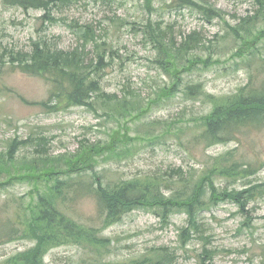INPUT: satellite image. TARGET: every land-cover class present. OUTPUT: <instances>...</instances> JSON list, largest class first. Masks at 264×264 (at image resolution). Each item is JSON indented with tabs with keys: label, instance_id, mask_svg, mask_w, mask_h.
<instances>
[{
	"label": "rangeland",
	"instance_id": "obj_1",
	"mask_svg": "<svg viewBox=\"0 0 264 264\" xmlns=\"http://www.w3.org/2000/svg\"><path fill=\"white\" fill-rule=\"evenodd\" d=\"M193 1L218 10L221 17L208 20L196 8H180L170 0H153L151 9L144 0H68L63 6L51 4L48 22L42 10L0 0V152L14 139L43 138L38 151L33 145L20 146L17 159L23 166L36 158L50 168L58 163L44 161L75 153L81 142L101 145L115 135L126 142L116 145L122 156L99 162L97 173L108 180L156 177L165 199L178 187L181 192L185 186L192 189L215 158L234 151L258 172L247 179L214 177L216 188L241 191L264 184V130L245 131L236 141L212 148L194 140L199 119L213 108L207 95L224 102L249 79L260 83L264 0ZM149 24L166 33V41L174 45L172 56L154 49L145 33ZM86 27L97 43H106L107 67L100 80L105 97L92 108L52 112L41 107L38 102L47 99L49 87L18 70V55L26 56L43 40L70 51L82 44ZM187 39L192 42L181 46ZM188 85H201L204 95L190 98ZM118 102L128 103V114L134 110L119 116ZM16 175L23 176L0 180V264L33 246V241L7 233L15 210L26 214L46 186L37 172ZM209 197L207 190L202 197L206 204L193 221L182 211L164 215L152 206L135 209L110 227L91 225L94 202L80 198L71 218L96 229L103 242L100 251L66 244L50 250L44 264H264V195L244 210L228 200L212 203Z\"/></svg>",
	"mask_w": 264,
	"mask_h": 264
},
{
	"label": "trees",
	"instance_id": "obj_2",
	"mask_svg": "<svg viewBox=\"0 0 264 264\" xmlns=\"http://www.w3.org/2000/svg\"><path fill=\"white\" fill-rule=\"evenodd\" d=\"M170 1L175 2L180 8H196L208 20L221 17L218 10L206 4L201 5L193 0ZM3 2L7 6L42 10L45 13L43 18L50 22L51 4L63 6L68 0H3ZM144 2L147 9L152 8L153 0H144ZM261 4L264 6V3ZM145 33L151 37L153 47L160 55L166 58L173 55L174 45L166 41V33L159 25H147ZM81 38L82 44L78 42L70 51L58 49L47 40H43L35 42L32 51L26 56L18 55L20 58L18 70L23 74L45 80L49 87L47 99L38 102L41 107L52 112L83 106L92 108L100 98L105 97L102 94L100 80L107 67L108 54L106 49H102L106 43H97L88 27L84 28ZM191 42L187 39L181 46ZM90 43L91 50L88 49ZM92 52L94 57L90 58ZM260 71V83L257 84V79H249L245 87L226 98L224 102L215 100L211 95L206 96L213 102V108L199 119L200 132L194 136L195 141L205 145L206 148H212L236 141L245 131L264 130V59ZM185 93L190 98L204 95L201 85H188L185 87ZM126 104L128 103H117L115 110L119 116L127 111ZM133 110H130L129 114ZM129 114L127 111L126 116ZM45 140L42 138L32 142L31 138L25 141L14 139L9 141L4 151L0 152V180H17L23 175L16 174L25 170L29 173L37 172L43 176L46 183L45 189L38 194L35 204L26 214L22 215L15 210V220L7 233L8 236L12 235V238L21 235L33 241V246L9 258L5 264H44V258L50 250L66 244L86 245L99 252L103 242L99 241L96 229L92 226H82L75 218H71L74 202L80 198H91L94 202L95 213L90 219L91 225L99 223L102 227H110L133 210L152 206L160 208L164 215L182 211L193 221L195 214L206 204L202 197L207 190H210L209 201L212 203L228 200L240 205L242 210L249 201L264 195V184L241 191L216 188L214 177L247 179L258 172L251 162L239 160L236 151L215 158L212 167L197 183H194L192 189L185 186L181 192L178 187L170 198L165 199L156 177L108 180L97 173L99 162L122 156L117 152L116 145L126 143L123 137L111 136L101 145L81 142L75 153L57 160L44 161L58 163V165H50V168H43L42 162L36 158L31 159L29 165L21 166L18 163L20 146L33 145L38 151ZM167 188L172 190V187ZM69 204L71 206L67 207ZM183 234H186V231ZM12 240L10 237L7 242ZM89 264L109 263L96 260ZM131 264H144V262L134 260Z\"/></svg>",
	"mask_w": 264,
	"mask_h": 264
}]
</instances>
